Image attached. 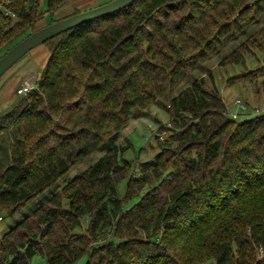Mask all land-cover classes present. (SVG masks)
Wrapping results in <instances>:
<instances>
[{
    "label": "trees",
    "instance_id": "16d2710c",
    "mask_svg": "<svg viewBox=\"0 0 264 264\" xmlns=\"http://www.w3.org/2000/svg\"><path fill=\"white\" fill-rule=\"evenodd\" d=\"M0 2L1 52L43 12L38 0ZM65 2L45 0L51 22ZM262 17L264 0H135L47 39L35 87L0 111V219L103 154L0 236V264H264V112L229 116L213 68L163 104L153 156L128 159L117 142L249 28L220 65L243 64L229 79L264 91V58L246 66L264 54Z\"/></svg>",
    "mask_w": 264,
    "mask_h": 264
},
{
    "label": "rangeland",
    "instance_id": "374dc122",
    "mask_svg": "<svg viewBox=\"0 0 264 264\" xmlns=\"http://www.w3.org/2000/svg\"><path fill=\"white\" fill-rule=\"evenodd\" d=\"M38 1L39 10L43 11L45 4L43 3L44 0ZM109 1L110 0H66L65 4L70 6L72 5V7H77V9L85 10L107 3ZM0 9H3L1 2ZM263 22L264 17L261 18L256 26L262 24ZM37 24L36 28H38ZM250 30L251 29L249 28L241 35L230 41L219 51V53L206 60L199 69L190 73L185 79H183L178 85L162 96L155 104L151 105L140 116L131 118L129 120L128 124L121 130L117 139V142L122 145L130 143V147L124 151V157L128 159H135L137 157L140 159H147L153 156L154 153L159 150L157 143L155 142V135L160 134L161 138L166 137L167 131L159 132L158 128L161 125L168 126L169 124V115L164 109L163 104H165L171 97L176 95L182 87L189 84L193 78L199 75H206L207 69L209 68H213L216 73L218 80L217 87L219 93L228 106L229 116L235 117L237 120H244L252 117L255 114L264 112V91L259 87V84L229 79L231 76L243 73L244 70H246L245 66L241 63L220 65L222 57L230 52ZM24 36V34H21L19 38L21 39ZM19 38L18 40H20ZM6 48L0 52V56L5 52ZM257 58L263 60L264 54L260 52H258V54H248L246 58V66L252 68L257 63ZM149 143L152 145H149ZM102 154V150H96L88 154L81 162H79L64 176L59 178L55 183L40 193L35 199L22 207L13 216L2 217L0 219V236L17 221L30 214L37 206L46 201L53 193L59 191L66 182H68L77 173L83 171L88 165L96 161ZM125 185L126 180H122L117 186L118 194L120 196L125 193ZM83 261H85V257H82L78 262L82 263ZM29 264H46V258L41 254H35L31 258Z\"/></svg>",
    "mask_w": 264,
    "mask_h": 264
},
{
    "label": "water",
    "instance_id": "95a60500",
    "mask_svg": "<svg viewBox=\"0 0 264 264\" xmlns=\"http://www.w3.org/2000/svg\"><path fill=\"white\" fill-rule=\"evenodd\" d=\"M134 1L135 0H110L107 3L74 12L36 28L31 33L15 42L0 56V77L18 59L36 46L43 44L47 39L72 27L93 21L100 17L111 15L112 13L131 5Z\"/></svg>",
    "mask_w": 264,
    "mask_h": 264
},
{
    "label": "crops",
    "instance_id": "0c3cea01",
    "mask_svg": "<svg viewBox=\"0 0 264 264\" xmlns=\"http://www.w3.org/2000/svg\"><path fill=\"white\" fill-rule=\"evenodd\" d=\"M45 3V0L44 2ZM77 7L63 3L58 7L53 17L59 19L75 12ZM42 18L37 26H43L51 22V15L46 11V3ZM49 52L43 44H40L30 50L28 53L18 59L4 74L0 77V111L10 105L17 97V88L26 81H35L41 74L42 67L48 58Z\"/></svg>",
    "mask_w": 264,
    "mask_h": 264
},
{
    "label": "built area",
    "instance_id": "2783aa9c",
    "mask_svg": "<svg viewBox=\"0 0 264 264\" xmlns=\"http://www.w3.org/2000/svg\"><path fill=\"white\" fill-rule=\"evenodd\" d=\"M34 87H35V81H26L17 88L16 92L18 95L24 94L26 91Z\"/></svg>",
    "mask_w": 264,
    "mask_h": 264
}]
</instances>
